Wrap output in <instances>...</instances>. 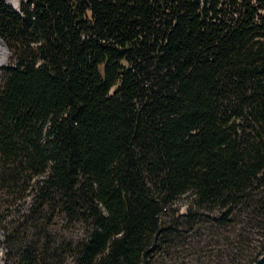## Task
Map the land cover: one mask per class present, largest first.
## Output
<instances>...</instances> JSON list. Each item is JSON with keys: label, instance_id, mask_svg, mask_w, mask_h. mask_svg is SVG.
<instances>
[{"label": "trees", "instance_id": "1", "mask_svg": "<svg viewBox=\"0 0 264 264\" xmlns=\"http://www.w3.org/2000/svg\"><path fill=\"white\" fill-rule=\"evenodd\" d=\"M0 38L5 264H62L55 216L85 225L72 264L237 254L219 229L264 210V0H0Z\"/></svg>", "mask_w": 264, "mask_h": 264}, {"label": "rangeland", "instance_id": "2", "mask_svg": "<svg viewBox=\"0 0 264 264\" xmlns=\"http://www.w3.org/2000/svg\"><path fill=\"white\" fill-rule=\"evenodd\" d=\"M7 4L11 5L13 8H17L14 6L17 0H4ZM20 0H18L19 5ZM9 54L4 62V65L8 63ZM264 190V189H262ZM257 197L254 198L252 202H250L251 206L244 212L237 211L238 215L234 217V228L235 233L232 232L233 227L227 226L224 229H219L225 236L230 235L232 240H234L233 248L229 249L231 252H237V254L230 255L227 259V264H237V261L234 258L240 254H245L250 251L252 248H259L260 242L264 241V210L260 208V202L257 201ZM189 201V195H182L175 202L176 207L180 212L186 209L187 203ZM204 221L200 223V231L205 233L210 228V223L207 220L210 218V215L207 216L206 213L201 217ZM16 216H6L2 224H16ZM2 224L0 225V264H5V255L8 252L7 247L5 245V240L7 237L15 234V229L13 233L7 235L2 229ZM17 226V225H16ZM14 226V228L16 227ZM48 229L51 230L48 233V236H55V245H58L60 251H62V264H72V257L69 252V248H73L76 241L80 240V238L84 235L86 229L83 222H68L63 219L61 216H55V223L48 226ZM34 232V231H33ZM70 244V245H69ZM61 260V257H59ZM58 260V261H59ZM55 262V264L58 263Z\"/></svg>", "mask_w": 264, "mask_h": 264}, {"label": "bare ground", "instance_id": "3", "mask_svg": "<svg viewBox=\"0 0 264 264\" xmlns=\"http://www.w3.org/2000/svg\"><path fill=\"white\" fill-rule=\"evenodd\" d=\"M7 58L6 55V49L5 46L3 45V43L0 41V67L2 66V64L5 62Z\"/></svg>", "mask_w": 264, "mask_h": 264}, {"label": "water", "instance_id": "4", "mask_svg": "<svg viewBox=\"0 0 264 264\" xmlns=\"http://www.w3.org/2000/svg\"><path fill=\"white\" fill-rule=\"evenodd\" d=\"M0 41L3 43V45L5 46V49H6V55L8 56L9 54V51L7 49V46L5 45V43L3 42V40L0 38ZM2 66H4V63L2 64Z\"/></svg>", "mask_w": 264, "mask_h": 264}, {"label": "clouds", "instance_id": "5", "mask_svg": "<svg viewBox=\"0 0 264 264\" xmlns=\"http://www.w3.org/2000/svg\"><path fill=\"white\" fill-rule=\"evenodd\" d=\"M14 6H17L18 7V0H17L16 4Z\"/></svg>", "mask_w": 264, "mask_h": 264}]
</instances>
